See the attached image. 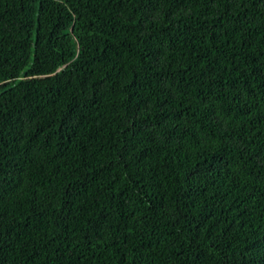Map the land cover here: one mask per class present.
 <instances>
[{"label":"trees","instance_id":"1","mask_svg":"<svg viewBox=\"0 0 264 264\" xmlns=\"http://www.w3.org/2000/svg\"><path fill=\"white\" fill-rule=\"evenodd\" d=\"M0 264H264V0H0Z\"/></svg>","mask_w":264,"mask_h":264}]
</instances>
